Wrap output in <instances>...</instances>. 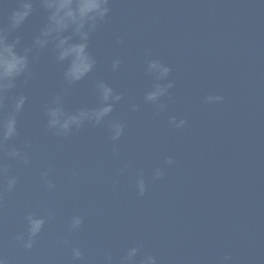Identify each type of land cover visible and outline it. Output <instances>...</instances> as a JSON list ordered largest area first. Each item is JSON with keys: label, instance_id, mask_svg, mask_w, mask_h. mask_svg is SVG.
<instances>
[{"label": "water", "instance_id": "95a60500", "mask_svg": "<svg viewBox=\"0 0 264 264\" xmlns=\"http://www.w3.org/2000/svg\"><path fill=\"white\" fill-rule=\"evenodd\" d=\"M6 3L3 28L16 0ZM45 20L37 3L9 40L30 47ZM90 50L94 71L69 85L51 47L34 49L29 73L0 102L6 118L16 97H26L18 134L0 147L6 264H107L109 255L111 264H123L133 247L135 264L145 255L157 264H264V0H110ZM117 58L121 66L113 71ZM149 60L171 69L173 87L159 115L144 101L155 82L145 72ZM97 80L122 94L104 122L67 135L48 128L57 96L67 113L96 107ZM209 96L222 100L205 102ZM172 116L185 125L175 128ZM112 121L125 125L117 141ZM13 149L29 162L10 157ZM156 168L163 171L158 179ZM11 177L17 183L9 191ZM29 214L46 221L30 250L16 238L27 233ZM74 216L83 224L70 232ZM73 247L81 250L79 261Z\"/></svg>", "mask_w": 264, "mask_h": 264}, {"label": "clouds", "instance_id": "9594fccd", "mask_svg": "<svg viewBox=\"0 0 264 264\" xmlns=\"http://www.w3.org/2000/svg\"><path fill=\"white\" fill-rule=\"evenodd\" d=\"M39 4L46 14V20L39 34L33 39L30 47L18 48L19 38L9 40V34L19 29L25 21L33 14L34 5ZM7 7L6 0H0V8ZM110 13V0H16V5L8 15L6 28L0 27V102L4 99V93L16 86V81L26 76L30 70V57L33 50H46L51 47L56 62L65 65L63 79L69 84H75L91 74L97 64L96 58L90 50L91 34L97 26L106 20ZM121 66L119 58L111 63V69L117 71ZM145 72L154 79L151 89L144 94V101L156 106L157 115L167 110V104L161 102V98L168 95L169 89L173 87L172 81L168 79L171 72L170 67L159 60H149ZM97 95V106L93 108H81L75 112L64 111L63 97L57 96L53 107L47 109V126L55 129L57 134L67 135L71 130L80 128L85 123L100 125L113 112L115 105L122 100V94L104 80H97L95 83ZM26 97H16L13 110L6 118L0 117V147L3 142L10 140L18 134L17 115L24 107ZM220 96H209L205 102H218ZM132 111H137L136 104L131 105ZM169 123L175 128H181L186 121H177L175 116L170 117ZM125 125L120 121H112L110 124L111 139L117 141L123 135ZM12 158H19L27 164V153L13 149L8 152ZM167 165L174 163L172 158L165 160ZM163 175L161 168L154 170V178ZM48 172L43 173V178L49 190L55 185L47 179ZM17 183L15 177L9 178L7 188L11 191ZM139 194L145 192V181L141 177L137 181ZM27 233H21L16 238L23 242L25 249L33 247L35 238L41 233L45 225V218L29 214L25 218ZM83 224L81 216H74L69 225V231H78ZM26 236V238H25ZM139 252L138 248H131L123 258V264H135V257ZM82 253L78 247L72 248L74 261L81 259ZM107 264H111V256L106 257ZM0 264H6L3 256H0ZM140 264H157L156 258L145 255Z\"/></svg>", "mask_w": 264, "mask_h": 264}]
</instances>
